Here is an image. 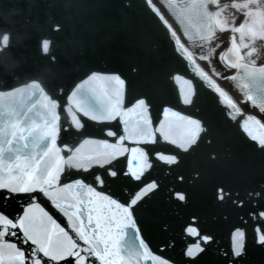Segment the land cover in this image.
<instances>
[{
	"label": "snow or ice",
	"instance_id": "snow-or-ice-1",
	"mask_svg": "<svg viewBox=\"0 0 264 264\" xmlns=\"http://www.w3.org/2000/svg\"><path fill=\"white\" fill-rule=\"evenodd\" d=\"M146 2L151 3L152 0H146ZM56 27L59 28V25H56ZM48 44L49 41L45 40L43 48L45 53L48 51ZM96 75L94 72L85 73L83 79L74 82L66 94V100L73 98L75 103H80L79 100L75 99V96L81 85H84L97 93V100L102 111L109 109L111 107L110 97H114H112L110 89L105 83L99 81L93 83V78ZM110 75L117 83L122 82L124 84L126 92V79L118 73ZM59 91L61 95H65L63 88H60ZM137 99L144 101L147 109V120L156 129L155 134L159 135V125L165 123L164 118L169 115V109H171V105L166 102L161 106L160 119L156 124H152L151 103L147 97H134L127 101V103L118 101L121 108L127 109V112L123 116H112L110 119L120 120L122 130L124 124L131 120L134 122L133 126L139 130V126L135 124V121L140 118V110L136 108ZM83 103H88L87 97L84 98ZM171 111L176 112L177 110L171 109ZM189 119L199 120L198 117H189ZM97 123H104V121H97ZM81 128H83V123L81 124ZM108 136L116 137V130L106 127L104 129V137H93V139L102 140ZM155 142V136L152 139L139 142L129 141L133 145L137 143L147 145L154 144ZM112 143H115V141H112ZM260 147H264V142L260 143ZM145 152H147V148H145ZM120 157L125 158L120 168V173L131 178L134 182L143 180V170L140 172V175H133L128 168L129 164H140V160L137 157L131 156L129 152H123L119 157H113L112 160L108 161L107 168L104 164L92 166V171L99 178L97 183L100 184L101 188L106 180L115 179L116 169L112 168L111 165L113 163H120ZM129 157L131 158L128 159ZM148 166L149 168L151 166L150 160L148 161ZM97 168L102 171H96ZM83 171H89V169L84 168ZM68 172H70V169L65 167L60 173V176L55 177L51 171L41 173L39 166L32 169L26 160H20L19 158L15 165L0 167V217L4 218L0 220V264H122L116 250L115 241L117 239V233L113 227L121 218L119 209L106 206L103 202L89 197L88 204L91 208V211L88 213L89 223L94 219L96 223L95 228H89L85 225L83 219L79 217L78 210L76 211L74 219L69 212L61 210L58 204L52 203L50 197L46 199L53 211L44 208L43 204L40 205L44 209V212L47 213V218L34 216L30 211V208L34 204H38L40 199H42L43 188L39 185L47 183V185L54 187L55 185L52 184V181L55 180V184H60ZM76 179L83 180L87 183L84 177L77 176ZM70 182V180L66 181V183ZM151 183H154V181ZM33 185L37 186L34 187ZM143 186L142 183L138 184L136 191H139ZM113 198L116 199L115 197ZM144 198L142 196L140 200L134 203L130 200L119 201L120 204L126 207L131 204L128 210L131 213L133 222L136 221L135 209ZM7 201L15 202L13 213H8L2 207ZM261 211L264 212V209ZM196 219V217H192L193 223L185 225L184 228L186 235L195 238V240L185 246V255L190 262H195L204 252L206 242L214 239L210 233L201 232L199 226L195 223ZM136 228L139 231L138 222L136 223ZM237 231L238 229H233V249L234 255L240 256L245 252L244 240H246V234L245 230H239L241 237L237 240L235 238ZM90 233H97L98 235L96 238H93ZM140 236L143 239L142 232H140ZM257 242L264 245V229H261V234L258 236ZM166 246L161 245L160 250L157 252L151 249L149 245L147 251L152 252L160 261V264H168L171 258L163 255V249ZM146 259L152 260V264H156L152 256H148ZM172 264H175V262L172 261Z\"/></svg>",
	"mask_w": 264,
	"mask_h": 264
},
{
	"label": "bare ground",
	"instance_id": "bare-ground-1",
	"mask_svg": "<svg viewBox=\"0 0 264 264\" xmlns=\"http://www.w3.org/2000/svg\"><path fill=\"white\" fill-rule=\"evenodd\" d=\"M153 2H155V4L157 3V8H158V10L163 14V5L159 2H156V0L154 1L153 0ZM162 5V6H161ZM169 20V19H168ZM170 21V20H169ZM171 23V26H172V28H173V30H174V34H175V36L176 37H179L180 38V40H183L182 39V36H181V30H179V29H177L176 28V25H177V22H173V21H171L170 22ZM212 27V30L215 32V30H216V27L214 26V25H212L211 26ZM246 27V26H245ZM247 37H250V35H248V33H247V35H246ZM213 37V36H212ZM189 38V37H188ZM191 38V37H190ZM196 39L197 38H194V37H192V44H194L195 42H196ZM189 40V39H188ZM210 40L209 39H207V42H209ZM183 42V41H182ZM185 42V44H184V46H188V42L189 41H184ZM216 47V46H215ZM230 49V51H233V49L235 50V51H238L237 49H238V47H236L235 45H231V48H229ZM215 51H218V52H220V50L219 49H216L215 48ZM212 54V53H211ZM235 53L233 52V56H235L234 55ZM240 55H241V53L240 52H236V60H238V61H240ZM242 59V58H241ZM221 60H223L224 61V59H222V57H221ZM198 62V64H199V66H200V68L203 70V72L204 73H210L209 72V70H208V67L205 65V63H200L199 61H197ZM237 63V65L239 66V67H243V69L245 70L246 69V67L244 66V64H238V62H236ZM242 63V62H241ZM213 78V80L215 81V82H217V85L224 91V92H226V93H228L229 95H235V93L232 91V90H230L226 85L228 84L227 83V79H225V80H220V79H218V78H216V77H212ZM239 107H241V106H239Z\"/></svg>",
	"mask_w": 264,
	"mask_h": 264
},
{
	"label": "water",
	"instance_id": "water-1",
	"mask_svg": "<svg viewBox=\"0 0 264 264\" xmlns=\"http://www.w3.org/2000/svg\"><path fill=\"white\" fill-rule=\"evenodd\" d=\"M54 35H58L57 33L56 34H54ZM56 48H57V45H56ZM224 61L226 62V60L224 59ZM168 62H171V58H170V56H168ZM233 65H236V66H238L237 65V63H236V61L235 62H233L232 63ZM246 73V72H245ZM263 74H264V72H263ZM232 83H233V86H231V85H229V84H227L226 86L230 89V90H232L234 93H235V95H229L233 100H234V103H236L238 106H243L241 103H240V97H239V95L236 93V91H237V88L238 87H236L237 85L232 81ZM234 85H236V86H234ZM254 91H255V89H254ZM260 91H262V93H263V91H264V89H261ZM247 101V106L248 107H250V105H249V103H251V101H249L248 102V100H246ZM254 113H256L255 111H254ZM259 117H261L262 118V121L264 122V114H261V115H259ZM232 181H229V184L231 183ZM204 216L206 217V220H205V224L206 225H208V224H211V225H208V229L209 230H205L204 232L205 233H210L211 235L212 234H214L215 232H216V234H217V236H219V231H217V230H221L222 231V229L220 228V227H218V223L217 224H215V225H212V218H211V216L210 215H206V213L204 214ZM211 226H213L214 228H215V230L214 229H211ZM217 229V230H216ZM214 231L213 233H211V231ZM220 231V232H221ZM213 236V235H212ZM217 236L215 235V239H217ZM215 242V241H214ZM212 246H213V244H210L209 243V241L208 242H206V244H205V250L204 251H206V250H208V249H212Z\"/></svg>",
	"mask_w": 264,
	"mask_h": 264
},
{
	"label": "rangeland",
	"instance_id": "rangeland-1",
	"mask_svg": "<svg viewBox=\"0 0 264 264\" xmlns=\"http://www.w3.org/2000/svg\"><path fill=\"white\" fill-rule=\"evenodd\" d=\"M197 45H195L193 48H195ZM196 49V48H195ZM197 50V49H196Z\"/></svg>",
	"mask_w": 264,
	"mask_h": 264
}]
</instances>
